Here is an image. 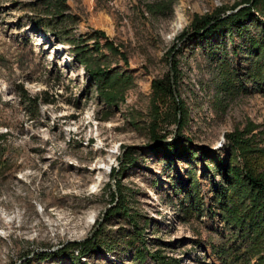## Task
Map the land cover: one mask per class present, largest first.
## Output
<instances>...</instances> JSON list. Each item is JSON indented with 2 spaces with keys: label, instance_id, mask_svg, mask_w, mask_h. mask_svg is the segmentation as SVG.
Here are the masks:
<instances>
[{
  "label": "rangeland",
  "instance_id": "obj_1",
  "mask_svg": "<svg viewBox=\"0 0 264 264\" xmlns=\"http://www.w3.org/2000/svg\"><path fill=\"white\" fill-rule=\"evenodd\" d=\"M26 1L0 0V134H5L0 153L4 149L10 168L0 171V264H77L60 252L92 237L104 222L115 205L107 188L111 169L121 167L130 150L135 161L126 166L122 183L133 191L134 210L149 223L147 248L160 249L180 264H221L211 247L219 242V224L207 210L212 183L220 179L207 171L210 149L226 156L227 132L247 120L264 125V82L260 89L247 82L249 93L227 102L225 114H218V77L206 55V39L190 40L192 32L183 40L179 35L191 30L194 15L237 0H175L172 10L156 15L149 5L165 0H68L78 20L76 34L102 30L128 56L126 65L105 51L113 68L128 70L136 81L126 100L112 107L99 98L69 46L37 29L23 7ZM173 46L179 91L190 114L184 134L198 151L190 159L168 158L151 148V83L172 70ZM219 48L245 75L248 54L243 50L234 57L229 38ZM20 84L30 96L46 91L55 101L39 104L37 112L19 96ZM256 161L263 164L264 155ZM192 167L205 204L200 216L188 207ZM108 229L133 230L120 213L110 217ZM134 252L121 245L83 256L79 264H155L150 257L136 260Z\"/></svg>",
  "mask_w": 264,
  "mask_h": 264
},
{
  "label": "trees",
  "instance_id": "obj_2",
  "mask_svg": "<svg viewBox=\"0 0 264 264\" xmlns=\"http://www.w3.org/2000/svg\"><path fill=\"white\" fill-rule=\"evenodd\" d=\"M174 1L151 4L149 10L155 15L164 13L172 10ZM23 7L33 15L32 21L40 32L53 35L59 43L69 46L74 58L94 80L99 98L105 105L112 107L126 100V93L136 85L135 77L128 70L111 66L105 51L110 55L121 56L126 65L129 61L126 52L104 31L76 34L78 20L68 0H27ZM228 11L232 12L228 14ZM191 32L193 34L189 36ZM102 38L106 40L102 41ZM184 38L206 39V55L216 68L218 77L214 97L218 114H225L227 102L249 93L247 82H252L257 89L261 88L264 82V0H237L230 6L217 8L211 14H196L191 30H184L179 35L180 40ZM227 38L233 44L234 57L243 50L248 54L251 63L245 75L240 74L238 68L227 60V54L220 51L219 44L225 43ZM237 38H243L244 42L238 44ZM89 41H93L91 45ZM174 51L175 46L169 52L172 70L151 83V148L168 158L190 159L197 157L198 151L190 146L192 137L184 134L190 114L179 91L175 57L171 56ZM17 87L19 96L33 105L37 112L39 104L55 101L53 96H47L46 91L30 96L23 84ZM171 126L175 127L172 132L169 130ZM170 133L173 136L168 140ZM4 136L0 134V137ZM225 136L226 156L210 149L213 153L212 162L211 166H207V171L214 178L220 177L212 183L207 205L209 216L219 224L215 228L219 242L211 244V247L221 264H264V163L260 165L256 161L264 155V125L247 120L244 126L234 128ZM120 161L121 167H112L107 183L111 202L115 205L108 209L104 222L92 237L79 243H70L60 253H68L66 255L72 262L79 264L83 256L125 245L134 247V258L140 262L150 257L155 264H180L178 259L165 255L160 249L147 248L144 233L149 223L134 210L130 197L133 191L126 190L122 183L126 166L135 161L134 154L130 150ZM7 164L3 149L0 153V171L10 169ZM190 172L192 184L187 187L188 207L191 214L200 216L205 204L199 192L196 169L192 167ZM116 213H120L126 225L133 228L131 233L108 229L109 219ZM48 256L46 253L43 259Z\"/></svg>",
  "mask_w": 264,
  "mask_h": 264
},
{
  "label": "water",
  "instance_id": "obj_3",
  "mask_svg": "<svg viewBox=\"0 0 264 264\" xmlns=\"http://www.w3.org/2000/svg\"><path fill=\"white\" fill-rule=\"evenodd\" d=\"M241 7V6H240ZM232 11H228V14H230Z\"/></svg>",
  "mask_w": 264,
  "mask_h": 264
}]
</instances>
